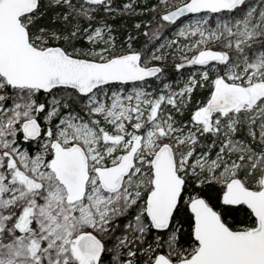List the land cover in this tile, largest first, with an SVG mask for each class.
<instances>
[{"label": "snow or ice", "instance_id": "6c2138e0", "mask_svg": "<svg viewBox=\"0 0 264 264\" xmlns=\"http://www.w3.org/2000/svg\"><path fill=\"white\" fill-rule=\"evenodd\" d=\"M0 264H264V0H0Z\"/></svg>", "mask_w": 264, "mask_h": 264}]
</instances>
